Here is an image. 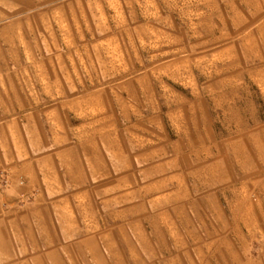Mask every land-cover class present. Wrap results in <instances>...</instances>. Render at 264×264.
<instances>
[{"label":"rangeland","instance_id":"rangeland-1","mask_svg":"<svg viewBox=\"0 0 264 264\" xmlns=\"http://www.w3.org/2000/svg\"><path fill=\"white\" fill-rule=\"evenodd\" d=\"M135 84L144 118H164L166 136L191 131L222 162L199 182L221 210L208 200L186 249L143 257L264 264V0H0V118H59L87 94L129 118Z\"/></svg>","mask_w":264,"mask_h":264},{"label":"crops","instance_id":"crops-1","mask_svg":"<svg viewBox=\"0 0 264 264\" xmlns=\"http://www.w3.org/2000/svg\"><path fill=\"white\" fill-rule=\"evenodd\" d=\"M132 89L129 118L89 94L63 101L59 118H0V264H129V252L150 264L143 252L200 234L208 200L218 211L199 182L222 162L208 164L191 131L160 132L164 118L143 117V85Z\"/></svg>","mask_w":264,"mask_h":264}]
</instances>
